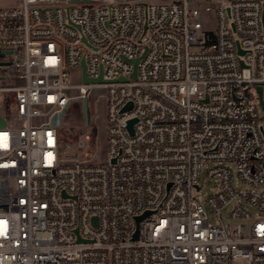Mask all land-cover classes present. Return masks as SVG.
Masks as SVG:
<instances>
[{
	"label": "built area",
	"instance_id": "2783aa9c",
	"mask_svg": "<svg viewBox=\"0 0 264 264\" xmlns=\"http://www.w3.org/2000/svg\"><path fill=\"white\" fill-rule=\"evenodd\" d=\"M72 1L0 9V264H264V0ZM91 90L106 163L66 162L50 119Z\"/></svg>",
	"mask_w": 264,
	"mask_h": 264
},
{
	"label": "rangeland",
	"instance_id": "374dc122",
	"mask_svg": "<svg viewBox=\"0 0 264 264\" xmlns=\"http://www.w3.org/2000/svg\"><path fill=\"white\" fill-rule=\"evenodd\" d=\"M212 12L202 13L201 22L204 28L213 30L215 20ZM2 70H0V75ZM71 82L79 83L77 72L71 73ZM9 86V83L0 79V88ZM6 97L10 100V94L0 92V114L7 120L8 126H15L17 122L10 115V111L5 108L1 109L2 100ZM87 98V124L83 115L82 99L75 98L68 105L64 113L58 112L50 119L52 127L58 129L59 145L61 150V158L66 162L90 161L93 163H106V135H105V97L101 90H91ZM264 115V113H259ZM203 167L200 180L201 191L197 194L203 200H206L214 191V184L209 182L205 176ZM232 185L237 190H243L244 185L237 179L235 171H233ZM262 186L261 188H263ZM249 209V207H248ZM231 207L227 208L221 218L225 225L230 228L241 226L246 232L250 221H230L229 212ZM254 217L260 216L264 218V212H258L256 209L250 208ZM206 212L210 221L215 222L216 219L212 216L208 208ZM235 264H247L245 261H237Z\"/></svg>",
	"mask_w": 264,
	"mask_h": 264
},
{
	"label": "water",
	"instance_id": "95a60500",
	"mask_svg": "<svg viewBox=\"0 0 264 264\" xmlns=\"http://www.w3.org/2000/svg\"><path fill=\"white\" fill-rule=\"evenodd\" d=\"M86 1L85 0H73L72 3H75V4H78V3H85ZM78 30H79V27L78 26H75ZM83 41L85 42V39H83ZM238 52H239V55H243V52L238 49ZM138 62V60H135L133 63L136 64ZM81 67H82V82L83 84L87 85V84H98V83H101L103 80H102V77L101 75L99 76V78L97 79H89L87 78L86 76V73H85V62L84 60L81 61ZM135 70L133 71V74H132V77L135 78ZM258 90V94H259V99H260V105H261V108L263 109L264 107V103H263V100L261 99V89L260 88H257ZM82 106H83V115H84V119H85V124H87V113H88V108H87V98L84 97L82 99ZM130 108L129 106L127 107V109ZM65 112V110H64ZM62 112V113H64ZM134 121H130L128 122V129L131 133V125ZM5 127V120L1 117L0 115V128H3ZM145 215H147V213H144L143 216L141 217H138L136 218V223H138ZM92 221L95 222V218L92 219ZM134 239L136 240L137 239V232L135 233L134 235Z\"/></svg>",
	"mask_w": 264,
	"mask_h": 264
},
{
	"label": "crops",
	"instance_id": "0c3cea01",
	"mask_svg": "<svg viewBox=\"0 0 264 264\" xmlns=\"http://www.w3.org/2000/svg\"><path fill=\"white\" fill-rule=\"evenodd\" d=\"M18 5V0H0V9L13 8ZM1 109H3V102Z\"/></svg>",
	"mask_w": 264,
	"mask_h": 264
},
{
	"label": "trees",
	"instance_id": "16d2710c",
	"mask_svg": "<svg viewBox=\"0 0 264 264\" xmlns=\"http://www.w3.org/2000/svg\"><path fill=\"white\" fill-rule=\"evenodd\" d=\"M8 103H9V101H8Z\"/></svg>",
	"mask_w": 264,
	"mask_h": 264
}]
</instances>
